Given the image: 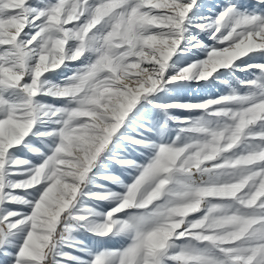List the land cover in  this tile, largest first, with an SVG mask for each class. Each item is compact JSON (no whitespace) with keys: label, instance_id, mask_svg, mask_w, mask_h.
I'll return each mask as SVG.
<instances>
[{"label":"snow or ice","instance_id":"obj_1","mask_svg":"<svg viewBox=\"0 0 264 264\" xmlns=\"http://www.w3.org/2000/svg\"><path fill=\"white\" fill-rule=\"evenodd\" d=\"M0 264H264V0H0Z\"/></svg>","mask_w":264,"mask_h":264},{"label":"rangeland","instance_id":"obj_2","mask_svg":"<svg viewBox=\"0 0 264 264\" xmlns=\"http://www.w3.org/2000/svg\"><path fill=\"white\" fill-rule=\"evenodd\" d=\"M203 3H206V4H211V5H214V4H217V3H221L222 0H202ZM241 2H244V3H247L249 2V0H241ZM218 90L217 89H212V92L213 93H216ZM202 93H199L197 92L196 95L199 96L201 95ZM188 95L191 97L192 96V93H188ZM126 179V177H124ZM108 247H118L119 245L118 244H109L107 245Z\"/></svg>","mask_w":264,"mask_h":264}]
</instances>
